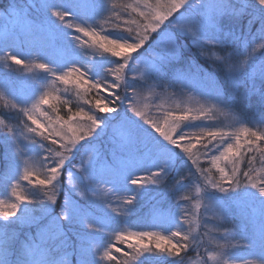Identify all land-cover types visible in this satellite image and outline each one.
Masks as SVG:
<instances>
[{"label": "snow or ice", "instance_id": "1", "mask_svg": "<svg viewBox=\"0 0 264 264\" xmlns=\"http://www.w3.org/2000/svg\"><path fill=\"white\" fill-rule=\"evenodd\" d=\"M4 21L0 59L9 71L0 75V123L9 109L26 119L23 129L0 132L8 187V199L0 198V264H189L185 257L203 241L192 234L189 196L177 194L192 185L203 226L216 216L237 221L229 233L209 230L218 242L205 246L199 264H238L240 241L253 257L242 264H264V177L241 168L246 154L249 164L252 153L264 163V57L257 63L252 56L264 52V0H132L119 7L113 0H0ZM146 48L152 56L140 60ZM240 55L244 61L235 59ZM200 59L211 72L194 62ZM29 63L34 71L19 70ZM48 78L74 84L78 95H106L73 112L58 88L44 84ZM157 89L195 92L212 105L167 111L159 123L142 104L144 93L156 98ZM216 111L236 113L239 127L184 134ZM198 144L205 156L219 153L210 155L218 176L192 159ZM188 160L195 171L188 166L181 174ZM135 172L144 175L132 178ZM152 191L176 200L152 204L153 230L135 231L130 220Z\"/></svg>", "mask_w": 264, "mask_h": 264}, {"label": "rangeland", "instance_id": "2", "mask_svg": "<svg viewBox=\"0 0 264 264\" xmlns=\"http://www.w3.org/2000/svg\"><path fill=\"white\" fill-rule=\"evenodd\" d=\"M131 2H132V0H113V3L117 7H119L122 3H131ZM0 23H6V21L0 22ZM89 39L90 38H88V37H82V40H89ZM257 43H259V41H257ZM84 47L89 54H91V52L94 51V48L89 46V45H84ZM249 51H251V49H249ZM260 54H261L260 51L252 53V56L255 58L257 63L262 58V57H259ZM151 56H152V52L150 54V57ZM150 57L145 55V56H142L140 60L149 59ZM23 58L30 60L29 57H23ZM235 59L238 61H244L245 57H244V55H240V56L235 57ZM194 62L201 65V67H203L207 71H209V72L212 71L209 64L206 61H204L205 63L202 62L201 60L200 61L195 60ZM9 63H11V62H9ZM3 64H4V61L2 59H0V75L6 74L9 71V69H6L3 67ZM108 66L109 65H105V67H108ZM142 66H143L142 64H139V65L136 64V66H134V68L142 67ZM18 67L19 66L15 65L14 63L11 64V70L12 71L17 70ZM19 70L21 72H25V73H30L31 71H34L32 69L31 63L28 64L27 68H23V69H19ZM217 76L222 78V73L217 71ZM44 84L47 86V88L50 91L52 89L58 88L59 92L56 94H62L63 97H64V93L67 90L66 87L75 86L74 84H70L68 86H65V85L59 84V83L53 84L51 82V78H48L47 80H45ZM156 92L158 93L156 98H153L151 94H149L148 92H145L144 95L147 98L142 101V104L146 105V107H144L143 110L146 113L147 119H150V120H153V121H156L159 123H163V118H164V115L167 111H181V110L188 109V108H191L193 110H197L201 107L210 108L212 105L211 100H209L206 97H202L198 93H195V92H188V91H185L183 93L177 92L175 95H172L171 93H162L158 89L156 90ZM2 104H4V100L0 99V106ZM125 104H127V102H125ZM45 110L48 111L50 115H52L51 110L49 108H47V106H45ZM235 115H236V113L224 114L223 111H216L214 113L212 119L208 120L207 122H204V121L192 122V123L196 124V127L184 128L183 132L186 135H191L192 133L199 132L200 128H223L225 130L231 131V130H234L235 128L239 127V125L234 122ZM2 118L4 119V123H0L1 132L6 131L5 125H8L10 127H15V126L19 125L20 129H23V125L19 124V122L21 120L26 119L21 114H17L15 112H13L11 115H7V116L3 114ZM137 119H140V118H137ZM41 120H42V122H45L43 118H41ZM140 122L143 124L144 120L140 119ZM144 126L146 128H149L150 131H154L153 129H151L150 125L145 124ZM156 135H159V134L157 133ZM193 143H195V141H193ZM204 152H205V149L202 150L201 154L198 155L196 158L193 156L192 159L197 160L200 168L210 169L212 176H214V177L218 176V173L216 172L215 168L212 167L210 155H218L219 153L212 152L209 156H205V155H203ZM188 166H192V170L195 171V166L192 165V161H190V162L187 161V165L182 166L181 174H183V172L188 170ZM143 175H144L143 172H135L133 174L132 178H140V177H143ZM177 195H179L181 197L182 196H189V200L185 203V209L187 211H189V213H190V215H189L190 220L193 218H196V222H194L191 225V227L194 229L192 234L196 236L197 241H201V240L203 241L201 243V246L199 249L202 250L204 254H205V245L206 244H208L209 242H211L212 244H216L218 242V236L216 235V233L209 231V230H211L213 228H218L221 233H229V232L234 230L233 224L237 223V221H233L232 219L225 221L221 216H216L212 220V222L209 225H207V227L202 225V222H200L197 218V210L195 208V204H196L195 185H192L190 191L182 189ZM106 196H108V193H106ZM2 198L8 199V187L6 189L5 196L3 195ZM109 198L112 199L114 197H109ZM164 198H166L165 199L166 202H167V199L170 200L168 203L175 202V200H176V196H172L170 198L169 197H164ZM161 203H164V202L161 201ZM168 203H164L165 206H168ZM201 212H202V210H201ZM142 218H144L146 221V223L145 224L143 223V225H142L143 228H138V227H136V225H129V226H131L133 228V230H135V231L153 230L147 226L148 222H149V220L147 218V213L144 214V216ZM188 228H189V225L185 224L184 229L187 230ZM236 230H238V229H236ZM206 231H209L208 236L203 235ZM219 242L222 243V241H219ZM232 243L235 244L236 241H232ZM243 243H244L243 241H240V243L237 245V247L239 248L238 254L242 257V260L238 261V264H242V262L245 260L250 261L253 259L252 256L248 255V252L250 250L247 249L246 247H244ZM117 246L123 247L122 245H117ZM192 251H193L192 255H195L198 252V250H196L195 248H193ZM199 260H200V257H197V255L193 256V257H189L186 259V261H188L189 264H199ZM149 261L154 262L151 260H149ZM211 264H215V262H211Z\"/></svg>", "mask_w": 264, "mask_h": 264}, {"label": "trees", "instance_id": "3", "mask_svg": "<svg viewBox=\"0 0 264 264\" xmlns=\"http://www.w3.org/2000/svg\"><path fill=\"white\" fill-rule=\"evenodd\" d=\"M260 53L261 54L259 55V57H264V52L260 51ZM150 54H151V50L146 48L145 51L143 53H141V56L139 57V59H141V57L145 56V55L150 57ZM200 60L202 62H204L202 59H200ZM134 66H136V64H134L133 67ZM211 70H212V68H211ZM66 89L67 90L64 93L63 98L69 101V106L72 108L73 112H75L79 107H83L85 109V111H87L88 108H90V107L94 108L95 100L106 95V93L102 92L101 97H96L94 91L89 96H85V95H83V93L78 95L77 94L78 89L76 88V86H68V87H66ZM87 100H92V104H87L86 103ZM2 106H3V104L0 107H2ZM13 112H15V111L9 109V110L4 112V115H6V116L11 115ZM60 115L65 116V118H67V109L61 110ZM0 132H1V130H0ZM54 147L58 148V146H54ZM202 150H204V149L198 144L197 147L195 149H193V156L196 158L198 155L201 154ZM250 155L254 157L253 163L252 164L248 163L247 154H246L245 158L241 160V168H243L245 170H254V171L258 172L260 174V176L264 177V171H261L262 169H264V163L261 162L259 154L258 153H252ZM190 161H192V160H188V162H190ZM78 162L79 161L77 160L76 163H78ZM240 175H241V182L243 183L244 182L243 181V173L241 172ZM6 189H7V184L4 180V175L2 173H0V198H2L3 195L5 196ZM106 193H107V191L105 190L104 192L101 193V196H104V195L106 196ZM61 199H62V197H61ZM165 199L166 198L161 197L155 191L147 193L145 195L144 199L141 201V204L138 206L137 215L132 217L129 225H136V227H138V228H143L142 225H143V223L145 224L146 221L142 217L144 216V214L147 213V210L149 209V207L156 202L163 201L164 203H168L170 201L167 199V202H166ZM173 203L174 202H172V203L170 202V203H168V205H171ZM192 253H193V251H190L188 253V255L185 257V259H187L189 257L196 256V255H197V257H200L201 254H204L203 251L200 249L198 250V252L195 255H192ZM146 264H155V263L150 262V261H146ZM160 264H164V262L160 261Z\"/></svg>", "mask_w": 264, "mask_h": 264}]
</instances>
